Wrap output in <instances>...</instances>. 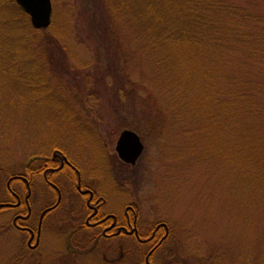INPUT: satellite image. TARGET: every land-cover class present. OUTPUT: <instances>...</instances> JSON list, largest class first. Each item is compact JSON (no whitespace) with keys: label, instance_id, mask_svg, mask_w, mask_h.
Masks as SVG:
<instances>
[{"label":"rangeland","instance_id":"rangeland-1","mask_svg":"<svg viewBox=\"0 0 264 264\" xmlns=\"http://www.w3.org/2000/svg\"><path fill=\"white\" fill-rule=\"evenodd\" d=\"M227 1L243 19L246 35L233 38L243 42L216 47V63L199 50L198 66L181 72L186 85L175 92L144 65L127 18L102 13L106 0H52L51 30L38 37L59 47L34 51L43 72L22 61L27 79L19 81L12 71L20 63L0 66V169L25 173L30 158L59 148L109 209L121 214L140 202L143 233L169 225L172 239L154 264H264V0ZM201 78L200 94L193 84ZM125 128L146 147L135 168L117 163ZM33 200L38 212L52 194L40 186ZM65 215L52 216L30 254L9 225L12 213L1 214L0 264H144L147 247L130 237L123 257L113 241L106 250L72 242L68 218L56 225Z\"/></svg>","mask_w":264,"mask_h":264},{"label":"trees","instance_id":"trees-1","mask_svg":"<svg viewBox=\"0 0 264 264\" xmlns=\"http://www.w3.org/2000/svg\"><path fill=\"white\" fill-rule=\"evenodd\" d=\"M106 4L107 6L101 7L106 17L113 12L112 16L116 19L121 14V18H127L129 31L144 56V65L158 75L161 86L166 91L173 89L181 92L182 86L186 85L185 74L181 72L185 71L190 75L192 67L198 66L199 50H204L205 55L216 63V47L227 52L231 50L227 46L243 42L234 40L235 36L243 39L246 35L241 32L243 19L227 0H106ZM97 10L101 14L99 8L95 10V14ZM84 11L87 14L92 13L89 4ZM50 28L35 30L29 16L15 0H0V66L6 70L20 63L21 70L14 67L12 73L18 75L17 80H26V74L24 78L21 77L26 72L23 62L37 63L38 56L33 54L34 51H54L55 47H59V43L55 46L52 40L41 41L38 37L41 33L49 32ZM226 28L231 30L225 32ZM49 34L51 39L56 40L54 33ZM33 59L34 61H30ZM34 66L35 73L43 72L41 63ZM74 71L72 68L70 72ZM201 83L203 78L193 84L200 94ZM248 96L250 95L242 93L238 98L245 99ZM194 101L196 103L200 99L195 98Z\"/></svg>","mask_w":264,"mask_h":264},{"label":"flooded vegetation","instance_id":"flooded-vegetation-1","mask_svg":"<svg viewBox=\"0 0 264 264\" xmlns=\"http://www.w3.org/2000/svg\"><path fill=\"white\" fill-rule=\"evenodd\" d=\"M117 163L124 168L137 166L124 164L119 158ZM25 167V173L0 169V186L5 181L7 193V199L0 200V215L12 213L9 225L24 234V243L30 254L39 249L47 222L61 209L67 215L56 219V225L68 218L70 240L85 244L82 245L86 249L106 250L104 243L113 241L114 248L123 257L124 237H130L136 245L147 247L144 264H154L157 253L172 239L167 223L151 224L150 231L143 233V216L138 200L125 204L121 214L109 209L108 200L97 192L95 182H84L82 169L64 150L57 148L49 155L30 158ZM40 186L52 194V200H47L36 212L33 199Z\"/></svg>","mask_w":264,"mask_h":264},{"label":"water","instance_id":"water-1","mask_svg":"<svg viewBox=\"0 0 264 264\" xmlns=\"http://www.w3.org/2000/svg\"><path fill=\"white\" fill-rule=\"evenodd\" d=\"M18 6L30 17L31 25L36 30L48 29L53 19L52 0H15ZM145 150L137 133L125 130L117 142L116 152L120 159L135 166Z\"/></svg>","mask_w":264,"mask_h":264}]
</instances>
